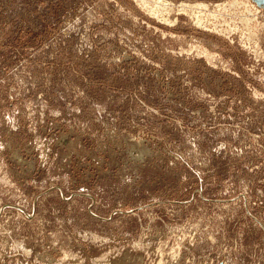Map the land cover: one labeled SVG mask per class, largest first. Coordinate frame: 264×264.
I'll use <instances>...</instances> for the list:
<instances>
[{
	"label": "rangeland",
	"instance_id": "374dc122",
	"mask_svg": "<svg viewBox=\"0 0 264 264\" xmlns=\"http://www.w3.org/2000/svg\"><path fill=\"white\" fill-rule=\"evenodd\" d=\"M0 264H264V0H0Z\"/></svg>",
	"mask_w": 264,
	"mask_h": 264
}]
</instances>
